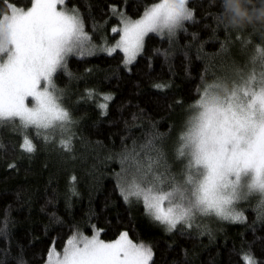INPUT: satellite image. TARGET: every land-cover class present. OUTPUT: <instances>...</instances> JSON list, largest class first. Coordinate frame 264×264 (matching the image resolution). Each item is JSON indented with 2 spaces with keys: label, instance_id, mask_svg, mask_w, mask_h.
<instances>
[{
  "label": "trees",
  "instance_id": "1",
  "mask_svg": "<svg viewBox=\"0 0 264 264\" xmlns=\"http://www.w3.org/2000/svg\"><path fill=\"white\" fill-rule=\"evenodd\" d=\"M158 1L65 5L78 11L98 44L104 36L116 41L119 28L113 29L123 18L136 20ZM10 3L27 9L32 0ZM221 4L188 0L193 19L173 38L148 34L129 66L120 50L69 56L54 75L59 104L71 118L63 128L37 135L18 118L0 123V264H47L51 248L60 253L71 237L97 233L104 241L127 233L151 248L149 264H247L246 254L264 264V201L236 204L242 221L210 227L195 221L169 231L142 199L126 200L122 192L123 176L140 182L150 162L168 183L181 182L187 160L177 158V149L192 105L205 87L250 71L256 48H264V27H228ZM25 135L31 153L21 147ZM61 141H70V150Z\"/></svg>",
  "mask_w": 264,
  "mask_h": 264
},
{
  "label": "snow or ice",
  "instance_id": "2",
  "mask_svg": "<svg viewBox=\"0 0 264 264\" xmlns=\"http://www.w3.org/2000/svg\"><path fill=\"white\" fill-rule=\"evenodd\" d=\"M65 2L32 0L31 7L23 9L0 0V123L18 117L25 129L34 127L41 135V129L47 132L71 122L53 95L52 76L89 37L76 9L57 10ZM187 4L188 0H159L140 19H122L123 34L116 47L124 51L126 62L142 49L148 33L174 35L191 21L193 12ZM256 54L251 70L238 72L230 88L221 83L207 86L192 105L194 115L186 122L177 149V158L187 160L181 182L175 183L173 177L168 183L150 162L140 182L134 181L126 191V200L142 199L148 214L169 231L181 223L190 226L196 213L242 221L237 202L253 193L264 197V48L257 47ZM28 98L34 106L26 104ZM61 143L70 150V141ZM21 147L34 151L27 135ZM98 235L69 239L62 255L51 248L47 264H149L152 259L151 248L133 243L127 233L111 243ZM244 259L256 264L248 254Z\"/></svg>",
  "mask_w": 264,
  "mask_h": 264
},
{
  "label": "rangeland",
  "instance_id": "3",
  "mask_svg": "<svg viewBox=\"0 0 264 264\" xmlns=\"http://www.w3.org/2000/svg\"><path fill=\"white\" fill-rule=\"evenodd\" d=\"M159 2V1H158ZM151 7V6H150ZM149 7V8H150ZM187 7H188V5H187ZM30 8V7H29ZM28 9V8H27ZM57 10L59 11V10H67V11H71V9H69L65 4L64 5H58L57 6ZM143 16V15H142ZM141 16V17H142ZM140 17V18H141ZM140 18H138V19H140ZM81 19V18H80ZM124 19V18H123ZM126 19H128V18H126ZM138 19H136V20H138ZM128 20H131V19H128ZM131 21H135V20H131ZM123 27H124V25H123V23H122V21H121V24L118 26V27H116L117 29L119 28V34H118V37H117V40L116 41H114V42H110L109 40H108V37L107 36H104V38L101 40V42L100 43H98V44H96V43H93L92 42V40L89 38L88 40H86V41H84L83 42V44L80 46V47H78V48H76V49H74L71 53H69L66 57H65V62H64V66L63 67H65V63H66V61H67V58L69 57V56H71V55H75V56H83V55H88V54H92V53H96V52H106V53H109V51H108V49H115L114 51H112L111 53H113V52H115V51H117V50H120V51H122L120 48H117L116 47V45H117V43L120 41V39H121V36H122V34H123V32H122V29H123ZM181 29V28H180ZM180 29H177L176 30V32H175V34L174 35H169L166 31L165 32H163V33H159V32H150V33H158V34H160V35H164V36H167V37H169V38H173V37H175L176 36V34L178 33V31L180 30ZM85 32V31H84ZM86 33V32H85ZM150 33H148V34H150ZM87 34V33H86ZM87 36H88V34H87ZM147 36V35H146ZM146 36L144 37V40H143V46H144V42H145V38H146ZM89 37V36H88ZM142 50H143V47H142V49L136 54V56H135V58L131 61V63H133L135 60H136V58L138 57V55L142 52ZM123 53H124V51H122ZM125 54V53H124ZM127 59H128V57L126 56V54H125V61H127ZM128 66L131 64V63H127V62H125ZM62 68V67H61ZM60 68H58L57 70H59ZM238 73V72H237ZM237 73H235L231 78H229V79H227V78H222L220 81H216L215 83H213L212 85H215V84H217V83H221L223 86H226L227 88H230L231 87V80L232 79H234L235 77H236V74ZM54 75H55V73L53 74V76H52V82H53V84H54V86H55V89H54V91H53V95L56 97V99H57V103H59V90H58V87H57V85H56V83H55V81H54ZM26 104L29 106V107H32V106H34V102L32 101V99L31 98H28V100H26ZM18 118V117H17ZM19 119V118H18ZM4 125H10V123H7V122H5L4 123ZM127 175V174H126ZM129 175H131V174H128L126 177L125 176H123V178H124V180L125 181H123V184H122V192L124 193V195L126 194V191H127V189L130 187V185L134 182V181H136V182H138V180L136 179H133L134 177H132V176H134V175H132L131 176V178L129 179L128 178V176ZM179 180H181V177L180 178H178ZM131 197H135V196H129L128 198H131ZM249 200H252V201H264V197H261V195L259 194V193H253V194H251V195H249L246 199H242V200H240L239 202H237V204L238 203H241V202H244V201H249ZM257 202H256V204H257ZM235 207H236V205H235ZM195 221H200V222H202V223H204L205 225H207V226H211V223H213V222H218V224L221 222V219L220 218H218V217H216L215 215H203V214H200V213H196V215L192 218V220H191V222L190 223H192V222H195ZM95 235V234H94ZM93 236V235H92ZM92 236H88V238H91ZM73 237H77V238H79V237H82L81 235H78V236H73ZM73 237H71V238H73ZM85 237V236H84ZM70 238V239H71ZM98 238L100 239V240H102L100 237H99V235H98ZM119 238V237H118ZM117 238V239H118ZM117 239H115V240H112V241H104V242H106V243H111V242H114V241H116ZM133 243H135V242H133ZM135 244H137V245H140V244H142V243H135ZM144 245V244H143ZM66 246H67V244H66ZM65 246V247H66ZM144 246H146V245H144ZM147 247V246H146ZM59 253V252H58ZM62 253H63V251L62 252H60V254L62 255Z\"/></svg>",
  "mask_w": 264,
  "mask_h": 264
},
{
  "label": "clouds",
  "instance_id": "4",
  "mask_svg": "<svg viewBox=\"0 0 264 264\" xmlns=\"http://www.w3.org/2000/svg\"><path fill=\"white\" fill-rule=\"evenodd\" d=\"M223 19L228 27H264V0H222Z\"/></svg>",
  "mask_w": 264,
  "mask_h": 264
}]
</instances>
